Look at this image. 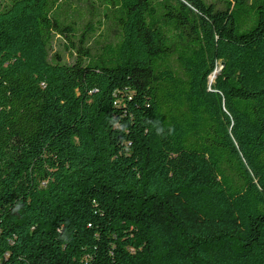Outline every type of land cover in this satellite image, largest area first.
<instances>
[{"label":"trees","instance_id":"trees-1","mask_svg":"<svg viewBox=\"0 0 264 264\" xmlns=\"http://www.w3.org/2000/svg\"><path fill=\"white\" fill-rule=\"evenodd\" d=\"M78 1L0 0V264H264V0Z\"/></svg>","mask_w":264,"mask_h":264},{"label":"rangeland","instance_id":"rangeland-1","mask_svg":"<svg viewBox=\"0 0 264 264\" xmlns=\"http://www.w3.org/2000/svg\"><path fill=\"white\" fill-rule=\"evenodd\" d=\"M94 4L100 7L99 1L95 0ZM76 5L80 8L82 11L81 15V21H87L90 19L93 14L91 13V6L87 4L84 0H79L76 2ZM97 12V15H96ZM95 15L96 18L94 21L99 19L100 17L104 18V21L102 22V25L100 28H97V31L90 37V44L93 47L94 51L99 49L100 45L104 44L105 41L107 40H113L114 37L116 36V26L114 25L113 21L111 19L105 18L104 15L100 13V9L95 10ZM79 18V17H78ZM96 25H98L97 22H95ZM102 33V34H101ZM51 53H54L56 51L62 53L67 61H72V56L71 54L65 49L63 42L60 38L55 37L52 44H51ZM216 73L212 74L210 76V81H213L215 78Z\"/></svg>","mask_w":264,"mask_h":264},{"label":"water","instance_id":"water-1","mask_svg":"<svg viewBox=\"0 0 264 264\" xmlns=\"http://www.w3.org/2000/svg\"><path fill=\"white\" fill-rule=\"evenodd\" d=\"M223 65H224V62L222 61L220 67L217 70H215L213 74H215L217 71H219Z\"/></svg>","mask_w":264,"mask_h":264}]
</instances>
